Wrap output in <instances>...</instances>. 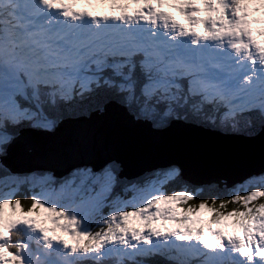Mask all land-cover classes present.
Wrapping results in <instances>:
<instances>
[{
	"label": "snow or ice",
	"instance_id": "6c2138e0",
	"mask_svg": "<svg viewBox=\"0 0 264 264\" xmlns=\"http://www.w3.org/2000/svg\"><path fill=\"white\" fill-rule=\"evenodd\" d=\"M188 130L264 138V0H0V264H264V145Z\"/></svg>",
	"mask_w": 264,
	"mask_h": 264
},
{
	"label": "water",
	"instance_id": "95a60500",
	"mask_svg": "<svg viewBox=\"0 0 264 264\" xmlns=\"http://www.w3.org/2000/svg\"><path fill=\"white\" fill-rule=\"evenodd\" d=\"M183 143L179 147L191 152L196 157L213 158L228 156L233 158L234 164L228 183L240 180L250 173L259 172L262 164L261 150L264 138L257 137L249 140L245 137L225 138L210 136L196 130L183 132ZM162 163L156 156L133 158L131 171H139L151 164Z\"/></svg>",
	"mask_w": 264,
	"mask_h": 264
},
{
	"label": "rangeland",
	"instance_id": "374dc122",
	"mask_svg": "<svg viewBox=\"0 0 264 264\" xmlns=\"http://www.w3.org/2000/svg\"><path fill=\"white\" fill-rule=\"evenodd\" d=\"M179 18V17H178ZM206 198H210V197H206ZM199 199H201V198H197V200H199ZM230 208V207H229ZM225 224L228 226L227 227V230L228 231H232L233 229H232V227H231V220H229V221H226V222H224V224H222V225H220L221 227H223V226H225Z\"/></svg>",
	"mask_w": 264,
	"mask_h": 264
},
{
	"label": "trees",
	"instance_id": "16d2710c",
	"mask_svg": "<svg viewBox=\"0 0 264 264\" xmlns=\"http://www.w3.org/2000/svg\"><path fill=\"white\" fill-rule=\"evenodd\" d=\"M199 198H206V197H199ZM221 198H224V197H221ZM229 206H231V205H229Z\"/></svg>",
	"mask_w": 264,
	"mask_h": 264
}]
</instances>
